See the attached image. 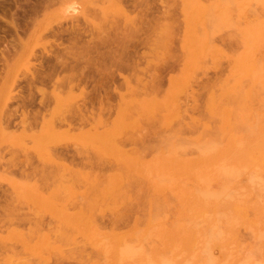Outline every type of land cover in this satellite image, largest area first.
I'll use <instances>...</instances> for the list:
<instances>
[{"label":"rangeland","instance_id":"374dc122","mask_svg":"<svg viewBox=\"0 0 264 264\" xmlns=\"http://www.w3.org/2000/svg\"><path fill=\"white\" fill-rule=\"evenodd\" d=\"M197 1L0 0V264H8V257L18 259L27 256L29 264H56L59 250H64L70 257H74L64 259L63 264H90L86 258L83 262L80 259L97 244V247L106 249L107 239L103 237L104 230L100 229L105 228L108 231L112 219H119L115 222L118 224V231H135L134 234H140L137 239L132 237L134 242L137 241L136 246L141 242L144 247L147 244L148 248L149 241L161 246L159 256L153 258L147 254L137 258L133 264H193L194 261V264H207L197 253L193 239L186 240L185 246L182 247L184 249L187 246L184 251L188 250L181 255L184 260H181L180 254L172 251L175 250L173 246H168L170 249L166 250V246L163 248L158 239L163 240V231L179 232L180 223L190 229L201 223L205 224L202 217H209V211L199 212L188 200L185 201V206L182 205L181 193L183 189L194 188L200 178L210 189H215L222 182L223 178L211 172L214 171V165L210 157V147H223L222 144L225 147H233V142L229 141L234 140H230L226 135L234 139L238 136L236 139L240 140L242 145L234 141L236 150L243 146L247 123L241 113H245L243 109L246 105H255L253 109L261 113L259 119H262H258L254 124L256 126L253 125L256 127L254 129L257 131V128L264 126V96L261 94H264V75L263 78L257 79L258 83L254 81L256 85L254 84L253 90L256 94L258 88V94L251 93L250 103L246 98H242V102L233 101V87L228 88L241 76L242 80L238 83L244 80L240 85H247L249 77L244 68L249 62L248 52L260 50L259 55L262 53L261 57L264 58V30L260 29L261 33L260 30L251 32L248 27L253 23H248L251 20L256 21L260 17L264 21V0ZM218 7L220 9H217ZM254 32L263 36L259 37ZM253 34L260 39L255 38ZM259 47L261 49H258ZM238 57L242 58V62L240 58V61L236 62ZM245 57L248 59H244ZM236 64H239V67L242 65L239 69L243 67L241 70L245 73L240 75L242 72L238 69L235 72V68H238ZM125 78L128 82H125ZM227 88L232 91V95L230 92L229 95L226 93ZM220 95H223L224 99ZM216 99L219 100L214 101ZM223 104L233 109V117L227 118L220 112L226 108L222 107ZM230 105L232 106L229 107ZM237 105L242 107L238 108ZM234 109L236 113H233ZM234 114L237 116L234 117ZM230 119L233 123H229ZM82 122L89 123L85 128L95 124L92 135L89 134L91 139L89 136L85 139L84 135H81L80 141H84L81 143L78 139L80 136H73L74 138L69 140L73 133L62 135V130L69 125ZM257 124L261 125L258 127ZM232 125L234 126L231 129ZM57 132L60 135H56ZM102 133L104 138L99 140V134L103 136ZM130 137H143V140H134L136 143H132ZM128 138L130 142H126ZM54 140H63L59 142L66 143L69 152L76 145H88L87 152L93 154L95 149L98 157H104H100L102 160L116 158L121 154L122 148L128 151L138 149L141 151H137L141 155L140 161L149 162L143 168V174L146 173L149 179L133 169L126 172L127 169L122 166L119 170L122 172L119 174L126 181L110 175L108 168L109 173L105 174L103 171L106 178L103 176L102 180L97 179L101 180L100 186L104 189L102 194L91 190L93 194L90 196L87 192L85 196L82 178H76L77 182L74 183L76 188L79 187L78 191H82V195L78 191L61 192L59 186L67 180L61 181V170L53 165L51 167V163H48L50 153L47 147ZM66 147H63L65 154L69 153ZM70 155L67 154L69 159ZM189 168H192V171ZM29 170H46L44 174L42 172L44 176L38 173L37 177L42 176L43 182L49 180L48 184L42 185L40 178L39 182L37 181L42 185L38 186L39 190L32 184L34 177L26 181L22 173ZM47 170H50L48 175L45 174ZM96 172L98 177L102 175L99 171ZM190 172L192 173L187 174L190 177H187L186 173ZM94 173L95 171L92 174ZM57 175L60 176L55 177ZM244 179L241 173L237 177L238 181L241 180L239 183H243ZM168 181H171V188L168 187ZM149 182H152L151 185ZM89 185L88 187L91 186ZM93 188L92 185L90 189ZM171 189L176 190L173 192ZM183 212L188 215L182 214ZM195 216L196 219H193ZM196 220H199L198 223ZM99 221L105 223L101 226ZM195 230H192L194 233L190 230V234L194 236ZM239 236L244 247L251 244L252 238L247 229L241 230ZM191 241L192 248H189L186 244ZM132 245L134 244L131 243L130 246ZM9 246L13 247L15 256L6 248ZM182 248H177L176 251ZM130 250L129 248V252Z\"/></svg>","mask_w":264,"mask_h":264},{"label":"bare ground","instance_id":"6f19581e","mask_svg":"<svg viewBox=\"0 0 264 264\" xmlns=\"http://www.w3.org/2000/svg\"><path fill=\"white\" fill-rule=\"evenodd\" d=\"M143 1V0H142ZM194 1V0H193ZM197 1V0H196ZM247 1V0H246ZM160 2V1H159ZM198 2V1H197ZM220 2V1H219ZM221 2H223V1H221ZM220 2V3H221ZM247 2H249V1H247ZM256 2V1H255ZM262 3H264V2H262ZM217 4V3H216ZM251 4V3H250ZM139 5V4H138ZM162 5V4H161ZM255 5V4H254ZM264 5V4H263ZM220 6V5H219ZM228 6V5H227ZM245 6V5H244ZM248 6V5H247ZM259 6V5H258ZM257 6V7H258ZM201 7V6H200ZM217 7V6H216ZM242 7V6H241ZM249 7V6H248ZM253 7V6H252ZM260 7H263V6H261L260 5ZM171 8V7H170ZM215 8V7H214ZM227 8V7H226ZM172 9V8H171ZM217 9H220L219 7L217 8ZM224 9V8H223ZM252 9V8H251ZM260 9V8H259ZM228 10V9H227ZM240 10V9H239ZM164 12V11H163ZM224 12H225V10H224ZM165 13V12H164ZM138 15V14H137ZM166 15V14H165ZM258 18V17H257ZM171 21V20H170ZM248 22V21H247ZM250 22H253V23H250ZM248 23H250V25H248V27H249V30H251V32H252V30H264V21H263V18H261L260 19V17L258 18V19H256V21H255V19L254 20H251V21H249ZM263 28V29H262ZM240 29H242V28H240ZM260 30V33L262 32ZM238 31H239V28H238ZM240 32V31H239ZM247 33V32H246ZM255 33V32H254ZM260 33L258 32V33H255V35L257 34L259 37H261V36H263V35H260ZM242 35V34H241ZM254 35V34H253ZM254 35V37L256 38H258V40L260 39L258 36H255ZM243 37L244 36H242V40H243ZM247 37V36H246ZM251 38V37H250ZM263 39V38H262ZM255 40V39H254ZM244 41V40H243ZM262 41H264V40H262ZM262 41H259V42H262ZM250 44V43H249ZM256 44V43H255ZM261 44V43H260ZM262 44H264L263 42H262ZM89 45V44H88ZM257 45H258V43H257ZM90 46H92V45H90ZM128 46V45H127ZM246 46V45H245ZM244 46V47H245ZM68 47H70V46H68ZM82 49V48H81ZM100 49V48H99ZM258 49H261V47H259ZM88 50V49H87ZM113 52V51H112ZM259 52H260V50H256V51H250V52H248V55L250 54V56H249V62H247V65L245 66V68H244V71L247 73V75H248V77H249V79H248V82H246L247 83V85L246 86H243V85H240V83H241V81H240V83H238V81L239 80H242L241 78L243 77V76H241V78L239 79L237 76H235V77H237L239 80L237 81V80H235V82H233L234 84L233 85H231L230 84V86L228 87L229 89L231 88V86L233 87V93H234V95H235V99L233 100V101H236V100H238L239 102L241 101V99L242 98H246L247 100L246 101H248L249 99H250V97H251V93L254 95L255 93H254V90H253V88H254V84H255V82L254 81H257V79H261V78H263L262 76L264 75V61H263V57H261L262 56V53H261V55H259ZM121 53V52H120ZM244 53H246V51L244 52ZM108 54V53H107ZM247 54V53H246ZM89 55V54H88ZM247 55V56H248ZM108 56V55H107ZM122 56V55H121ZM264 56V55H263ZM105 57V56H104ZM114 58V57H113ZM239 58L240 57H238V60L236 59V62L237 61H240L239 60ZM116 59H118L119 60V58H116ZM125 59V58H124ZM134 59V58H133ZM241 59V62H242V58H240ZM244 59H248V57L246 58H244ZM69 60V59H68ZM110 60V59H109ZM108 60V61H109ZM113 60V59H112ZM123 61V60H122ZM127 61V60H126ZM129 61V60H128ZM103 62V61H102ZM106 62V61H105ZM240 62V63H241ZM244 62V61H243ZM115 63H116V61H115ZM121 63V62H120ZM128 63V62H127ZM245 63V62H244ZM244 63H242V64H244ZM108 64V63H107ZM133 63H131L130 65L131 66H133L132 65ZM115 65H117V64H115ZM123 65V64H122ZM237 65V64H236ZM112 66H114V65H112ZM123 66H128L127 64L126 65H123ZM238 66V68H235V72H236V70L238 69V71L239 70H241V69H243V67L241 68V69H239L242 65H240V67H239V64L237 65ZM236 66V67H237ZM116 67H118V66H116ZM130 67V66H129ZM112 68V67H111ZM110 68V69H111ZM134 68V67H133ZM135 70V69H134ZM133 70V71H134ZM234 71H232V72H234ZM112 72V71H111ZM240 72H242V73H239L240 75L241 74H243V73H245V72H243V70H241ZM238 73V72H237ZM112 74V73H111ZM110 74V75H111ZM238 74V75H239ZM107 75V74H106ZM117 75V74H116ZM237 75V74H236ZM239 75V76H240ZM247 75H246V77H247ZM231 76V75H230ZM245 76V75H244ZM114 77V76H113ZM246 77H244V78H246ZM236 78V79H237ZM243 78V79H244ZM113 79V78H112ZM83 80V79H82ZM74 81V80H73ZM100 81H101V79H100ZM156 81H158V80H156ZM232 81H234L233 79H232ZM125 82H128L127 81V79L125 78ZM243 82H245L244 80H243ZM242 82V83H243ZM264 82V81H263ZM262 82V83H263ZM31 83V82H30ZM101 83V82H100ZM155 83V82H154ZM161 83V82H160ZM241 83V84H242ZM257 83H258V81H257ZM245 84V83H244ZM227 85H229V84H227ZM256 85V84H255ZM263 85V84H262ZM95 86V85H94ZM103 86V85H102ZM156 86H158V85H156ZM76 87V86H75ZM96 87V86H95ZM154 87V86H153ZM224 88H226V87H224ZM227 88V89H228ZM117 89V88H116ZM229 89H228V91L226 92V93H228V95H229ZM256 89V88H255ZM258 89V88H257ZM257 89H256V94H258L257 93ZM224 91V90H223ZM253 91V92H252ZM260 92H262V91H260ZM264 92V91H263ZM232 93V91L230 92V94ZM89 94V93H88ZM106 94H108V93H106ZM223 94V93H222ZM224 94H225V92H224ZM223 94V95H224ZM255 94V95H256ZM263 96H264V94L263 93H261ZM111 95V94H110ZM223 95H220L221 97H222V99H224L223 97ZM228 95H227V98H229L228 97ZM232 95V94H231ZM250 96V97H249ZM221 97H219V98H221ZM258 97V96H257ZM262 97V96H261ZM216 98H218L217 96H216ZM225 98H226V95H225ZM236 98H238V99H236ZM252 98H254L253 96H252ZM251 98V99H252ZM221 99V100H222ZM258 99V98H257ZM101 100V99H100ZM104 100V99H103ZM217 100H219V99H216V100H214V101H217ZM220 100V101H221ZM243 100V99H242ZM254 100V99H253ZM252 100V101H253ZM255 100H256V97H255ZM260 101H261V98L259 99ZM263 100V99H262ZM213 101V102H214ZM224 101V100H223ZM223 101H221V103L223 102ZM228 101H230L229 99H228ZM48 102V101H47ZM212 102V101H211ZM242 102V101H241ZM216 103V102H215ZM224 103H225V101H224ZM227 103V102H226ZM229 103V102H228ZM244 103H245V100H244ZM244 103H243V105H244ZM247 103V102H246ZM249 103H250V100H249ZM248 103V104H249ZM252 103V102H251ZM255 103V102H254ZM259 103V102H258ZM101 104V103H100ZM212 104V103H211ZM217 104V103H216ZM230 104V103H229ZM231 104H232V102H231ZM234 104H235V102H234ZM237 104H239V103H237ZM242 104V103H241ZM240 104V105H241ZM236 105V104H235ZM239 105V106H240ZM252 105V104H251ZM258 105V104H257ZM260 105H261V103H260ZM213 106V105H212ZM217 106H219L218 104H217ZM216 106V108L218 109L219 107H217ZM232 105H230L229 107H231ZM234 106V105H233ZM238 106V105H237ZM239 106H238V108H239ZM263 106V105H262ZM261 106V107H262ZM109 107V106H108ZM222 107H226V106H224V104L222 105ZM240 107H242V106H240ZM245 107V106H244ZM221 108V107H220ZM234 108V107H233ZM253 108H255V105H254V107H253V105H252V107L250 106V105H246V107H245V109H243V110H245V113L243 114V113H241L244 117H245V119H244V121L246 120V123H247V131H246V133H245V137H244V141L242 142L243 143V146H240V149H239V147H238V149L236 150V148H234V141H236V142H238L237 144L239 145V144H241V143H239L240 142V140L238 141L236 138L238 137H235V139H234V137L233 138H231L229 135H226V136H228L229 137V139L231 140V139H233L234 141H229L230 143H232L233 142V147H225V145L224 144H222L223 145V147L221 146V147H215L214 146V148L212 149V147H210L211 148V152H210V157L212 158V160H213V165H214V171H211V172H214V175H219V178H223V180H221L222 182L220 183V179H219V185L215 188V189H210L209 187H207V185H204V183L203 182H205V181H201L202 179L200 178V180H199V182L194 186V188H192V189H183V191H182V193H181V198L183 199H181L183 202H182V205H184L185 206V201L186 200H188V201H190L191 202V204L192 205H195V207L198 209V211L199 210H204L203 212H205L206 210L207 211H209V214H210V216L209 217H206L205 216V218H203L202 216V219H204V220H202L203 222H205V224H200L199 226H197L196 228L193 226V225H191V226H193L194 227V229H190L189 227H187L186 225H181V223H180V226L178 225V227H181V230L179 231V232H174V230H173V232L174 233H172V231L171 232H166V231H163L164 233L162 234L163 235V240L162 239H158V240H160V244L163 246V248H164V246H166L165 248H166V250L169 248L170 249V247H168V246H173V249L175 248V250H172V251H175V254H180V256L181 255H183V253L184 252H187V251H184L185 250V248L187 247H185L184 249L182 248V247H184L185 246V243H186V240H188V241H190V239H193V245L195 246V249H197L196 251H197V253L198 254H200V256H202L203 257V260L202 261H204L205 263H210V264H264V203H263V199H264V126L262 125V128L259 130L258 128H257V131L254 129V128H256V127H254V126H256V125H254L255 123H257V121H258V119H259V116H260V112H257V111H255V109H253ZM105 109L106 110H108V108H106L105 107ZM241 109L242 108H240L239 110V112H241ZM215 110V109H214ZM213 110V111H214ZM218 110H220V109H218ZM222 111H220L221 113H223V115L225 116V117H227V118H230L231 116H232V110L233 109H230V108H223V109H221ZM258 110V109H257ZM103 111V110H102ZM102 111H101V113H102ZM259 111H261L260 109H259ZM95 113V112H94ZM233 113H236V111H235V109H234V111H233ZM263 113H264V111H263ZM262 113V114H263ZM76 114V113H75ZM92 114V113H91ZM104 114H105V112H104ZM108 114V113H107ZM98 115V114H97ZM96 115V116H97ZM109 115V114H108ZM220 115V114H219ZM222 115V116H223ZM91 116V115H90ZM94 116V115H93ZM235 116H237V115H235L234 114V117ZM264 116V115H263ZM81 117V116H80ZM218 117V116H217ZM221 117V116H220ZM224 117V118H225ZM233 117V116H232ZM238 117H240V114L238 115ZM262 117V116H261ZM95 118V117H94ZM97 118V117H96ZM223 118V117H222ZM74 119V118H73ZM76 119V118H75ZM80 119V118H79ZM86 119V118H85ZM92 119V118H91ZM99 119V118H98ZM221 119V118H220ZM231 119H233V118H231ZM231 119H230V121H229V123H231L232 121H231ZM262 118H260L259 120H261ZM223 119H221V121H222ZM224 120H226L227 121V119L225 118ZM223 120V121H224ZM236 120V119H235ZM234 120V121H235ZM238 120H240V118L238 119ZM83 121V120H82ZM218 121H219V118H218ZM102 122V121H101ZM220 122V121H219ZM228 122V121H227ZM239 122V121H238ZM243 122V121H242ZM260 122V121H259ZM77 123V122H76ZM226 123V122H225ZM233 123V122H232ZM235 123V122H234ZM72 124V123H71ZM87 124H89V123H87ZM87 124H84L83 122H82V124H78V125H69L65 130H62V135H65V134H71V133H73V135H70L69 137V140L71 139V137L72 138H74L73 136H75V137H79L78 139H79V142H81V143H83L84 141H80V138H81V135L83 136L84 135V137H85V139H86V136H89V134H90V136L92 135V130L93 129H95L94 127H95V124L93 125V124H90L89 126H93L92 127V129H91V127H89V128H85V126L87 125ZM228 124V123H227ZM226 124V125H227ZM243 124H245V123H243ZM261 124H263V123H261ZM260 124V125H261ZM68 125V124H67ZM98 125V124H97ZM102 125V124H101ZM105 125V124H104ZM225 125V126H226ZM235 125H236V123H235ZM254 125V126H253ZM259 124H257V126H258ZM259 125V126H260ZM224 126V127H225ZM233 126L234 125H232V127H231V129L233 128ZM238 126V125H237ZM258 126V127H259ZM222 127V126H221ZM220 127V128H221ZM230 127H229V130H230ZM226 128H228V126L226 127ZM238 128V127H237ZM241 128V127H240ZM242 128H243V126H242ZM222 129H223V127H222ZM76 130V131H75ZM224 130V129H223ZM72 131H75V132H72ZM94 131V130H93ZM219 131H221L220 129H219ZM232 132H233V130H231ZM61 132V131H60ZM78 132V133H77ZM92 132V133H91ZM96 132H97V130H96ZM99 132V131H98ZM226 132V131H225ZM75 133H77V135L75 134ZM80 134V135H79ZM104 133H102V135H103ZM221 134V133H220ZM225 134H227V133H225ZM236 134H237V132H236ZM240 134H241V132H240ZM56 135H60V133L59 132H57V134ZM98 135V134H97ZM106 135V134H105ZM89 136V137H90ZM100 136V137H99ZM99 140H102L103 138H104V135L103 136H101L100 134H99ZM232 136H233V133H232ZM234 136H236V135H234ZM239 136H241V135H239ZM89 137H87L88 139H89ZM60 138V137H59ZM59 138H57V139H59ZM94 138V137H93ZM102 138V139H101ZM131 138V137H130ZM133 138H135V137H133ZM133 138H131V140H133L132 141V143H136L134 140H138V141H141V140H143L142 138H140V137H137L136 139H133ZM140 138V139H139ZM227 138V137H226ZM56 139V138H55ZM83 139V138H82ZM90 139H91V137H90ZM129 139V138H128ZM128 139H126V142L127 141H129L130 142V139L128 140ZM228 139V140H229ZM239 139H241V137L239 138ZM96 140V139H95ZM227 140V139H226ZM59 141H63V140H54V141H52V142H50L51 144L47 147V149H48V151H49V153H50V155H48V163H51V167H53L54 166V168L55 167H57V168H59L60 170H61V176H62V179H61V181L62 180H67V181H65L64 183H61L60 184V189H62V190H60L61 192H66V191H75V193H76V191H78V188L79 187H75V186H77L76 184H74L75 182H77V179L76 178H82V180L84 181V190H83V194L86 196V193H87V195H92L93 194V192L94 193H97V192H100V194H102V192L104 191V189H103V187L101 188V180L103 179L102 177L104 176L105 177V175H103V171H105V174H106V172L107 173H109V170H110V175H112V176H118L119 178H122L121 177V172H122V170H121V172H119V170L120 169H122L123 167L122 166H124L127 170H126V172L129 170H134L136 173L138 172V174H143L144 172V169L143 168H145V166L147 165V163H149L148 161H147V163L146 162H143V161H140V160H142V159H139L140 157H141V155H139V153L138 152H141L140 150H138V149H134L133 148V150L132 149H130V151H128L127 149L126 150H122V149H120L121 150V154L119 155V156H117L116 158L115 157H112L111 159H109L108 158V160H102V158H104V157H102V156H100V157H102V158H100V157H98V153H97V151L94 149L93 151H94V153H93V151H90V153L92 152L94 155H97L96 157L93 155V154H89V152H87L88 151V149L86 150V147L88 146H85L84 144H82V145H79V147H77V145L76 146H74V149H73V147H72V150H73V152H72V150H71V148L69 149V150H71L70 152L68 151V147H66L65 145H66V143H64V144H62L61 142H59ZM211 141V140H210ZM85 142H87L86 140H85ZM90 142V141H89ZM228 142V143H229ZM235 142V143H236ZM78 143V142H77ZM80 143V144H81ZM124 143H125V140H124ZM198 143V142H197ZM210 143V142H209ZM75 144V143H74ZM79 144V143H78ZM201 144V143H200ZM206 144V143H205ZM48 145V144H47ZM215 145V144H214ZM229 145V144H228ZM227 145V146H228ZM238 145H236V146H238ZM242 145V144H241ZM80 146H81V148H80ZM83 146H85V148L83 147ZM229 146H231V145H229ZM63 147H66V151H68L71 155H70V159L68 158V156H67V154L69 155V153H67V154H65L64 153V149H63ZM198 147H199V145H198ZM205 147H207V146H205ZM209 147V146H208ZM225 147V148H224ZM91 148V147H90ZM89 148V150H92V149H90ZM136 148V147H135ZM200 148H201V146H200ZM209 148V149H210ZM84 149V150H83ZM203 149H206V148H203ZM86 150V151H85ZM138 151V152H137ZM204 151H207V150H204ZM72 152V153H71ZM97 154H96V153ZM201 152H203V151H201ZM208 153V152H207ZM206 153V154H207ZM205 154V155H206ZM198 155V154H197ZM200 155H201V153H200ZM202 155H203V153H202ZM143 156V155H142ZM196 156V155H195ZM209 156V155H208ZM205 157H207V156H205ZM182 158V157H181ZM184 158V157H183ZM182 158V159H183ZM105 159H107V158H105ZM186 159V158H185ZM190 159V158H189ZM199 159H200V157H199ZM207 159H209V158H207ZM200 160H202V159H200ZM68 161V162H67ZM183 161H185V160H183ZM187 161V160H186ZM197 161V160H196ZM199 161V160H198ZM203 162H205L204 160H202ZM143 162V163H142ZM207 162V161H206ZM111 163H113L112 165H115L117 168V170L115 169V166H112L111 165ZM146 163V164H145ZM152 163V162H151ZM154 163V162H153ZM170 164H171V162H169ZM186 163H188V162H186ZM194 164H195V162H193ZM210 163V162H209ZM180 164V163H179ZM179 164H177L179 167H180V165ZM197 164H199L198 162H197ZM196 164V165H197ZM53 165V166H52ZM112 167H114V168H112ZM158 165V164H157ZM181 165H183V164H181ZM184 165H186V164H184ZM195 165V166H196ZM200 165V164H199ZM202 165V164H201ZM200 165V166H201ZM213 165L211 166V167H213ZM169 166V165H168ZM172 166V165H171ZM177 166V168L179 169V167ZM192 166V165H191ZM194 165H193V167H195ZM208 166H210V165H208ZM207 166V167H208ZM49 167V166H48ZM107 167V168H106ZM149 167V165L147 166V168ZM159 167H162V166H159ZM165 167H166V165H165ZM41 168H43V166L42 167H40V169ZM108 168H109V170H108ZM152 168V167H151ZM163 168V167H162ZM182 169L184 168L183 166L181 167ZM39 169V168H38ZM40 169H39V171H40ZM46 169V168H45ZM96 169V170H95ZM104 169V170H103ZM106 169V170H105ZM112 169V170H111ZM114 169H115V171H114ZM141 169V170H140ZM170 169H172V167L170 168ZM169 169V170H170ZM177 169V170H178ZM188 169V168H187ZM23 170V169H22ZM44 170V169H43ZM43 170H41V172H38L37 170L36 171H34V170H29V172H26V173H22L23 174V177H25V179H26V181H30L31 180V178L33 179V177H34V181L32 182V184L34 185V186H39L40 187V185H39V179L41 178V180L43 179L42 178V176H40L39 178L37 177V175H38V173H41V175H43L44 174V172L46 171H44L43 172ZM92 170H93V172L95 171V173L94 174H96V175H94V174H92L93 172H92ZM189 170H190V168H189ZM205 170V169H204ZM212 170V169H211ZM50 171V170H49ZM48 170H47V172L45 173V174H49L50 172H49ZM96 171H99L100 173H102V175H100L99 177H98V172H96ZM125 171V170H124ZM139 171H140V173H139ZM142 171V172H141ZM183 171V170H182ZM185 171H186V169H185ZM184 171V172H185ZM190 171H192V168H191V170ZM197 171V170H196ZM195 171V172H196ZM207 171V170H206ZM210 171V170H209ZM42 172H43V174H42ZM180 172V171H179ZM184 172H182L183 174H184ZM194 172V171H193ZM205 172V171H204ZM210 172V173H211ZM53 173V172H52ZM120 173V174H119ZM169 173H170V171H169ZM174 173V172H173ZM192 172H190V173H186V175L188 174H191ZM209 172H207V174H208ZM242 174V175H244V177H245V179H244V182L242 183H239L240 181H238L237 180V177H238V175L239 174ZM47 174V175H48ZM55 175H56V172L54 173ZM146 174V173H145ZM145 174H143L144 176H146L147 177V179H149L148 177L149 176H147V174L145 175ZM66 175V176H65ZM167 175V174H166ZM187 175V177H190V176H188ZM194 175V174H193ZM206 175V174H205ZM223 177H222V176ZM39 176V175H38ZM44 176V175H43ZM58 176H60V175H57V176H55V177H58ZM70 176V177H69ZM94 176V177H93ZM107 176H109V175H107ZM112 176H110V177H112ZM172 176H174V175H172ZM182 176V175H181ZM202 176V175H201ZM209 176H211V175H209ZM67 177V179H65ZM69 177V178H68ZM163 177V176H162ZM165 177V176H164ZM200 177V176H199ZM203 177V176H202ZM212 177H214V176H212ZM218 177V176H217ZM243 177V176H242ZM35 178H38V179H35ZM61 177H59V179H60ZM70 178H72V179H70ZM93 178V179H92ZM106 178V177H105ZM172 178V177H171ZM24 179V180H25ZM49 179V178H48ZM58 179V178H57ZM97 179H101L100 181H99V183L100 184H98V181H97ZM123 179V178H122ZM167 179V178H166ZM180 179V178H179ZM184 179V178H183ZM215 179H216V177H215ZM40 180V181H41ZM51 180V179H50ZM76 180V181H75ZM81 180V179H80ZM123 180H126L125 178L123 179ZM122 180V181H123ZM151 181H154V180H152V179H150ZM149 180V181H150ZM168 180H170V179H168ZM173 180V179H172ZM189 180V179H188ZM206 180L207 181H209L208 180V178H206ZM218 180V179H217ZM38 181V182H37ZM45 181H47V178L45 179ZM49 181V180H48ZM47 181V182H48ZM121 181V180H120ZM120 181H118V183H120ZM127 181V180H126ZM130 181V180H129ZM243 181V180H242ZM42 182H43V180H42ZM47 182H43V184L42 185H44V183H46V185L48 184ZM125 182V181H124ZM169 182V181H168ZM171 182V181H170ZM169 182V183H170ZM211 182V181H210ZM26 183V182H25ZM38 183V184H37ZM41 183V182H40ZM56 183H59V182H56ZM78 183H80V181L78 182ZM83 183V182H82ZM122 183V182H121ZM120 183V184H121ZM151 183L152 182H149V184L151 185ZM154 183H156V182H154ZM179 183V182H178ZM217 183V182H216ZM28 184V183H27ZM31 184V183H30ZM88 184H90L89 186L90 187H88ZM98 184V185H97ZM123 184V183H122ZM121 184V185H122ZM125 184V183H124ZM127 184V183H126ZM129 184V183H128ZM164 184V183H163ZM185 184V183H184ZM187 184V183H186ZM185 184V185H186ZM209 184V183H208ZM29 185V184H28ZM41 185V186H42ZM75 185V186H74ZM86 185H87V188H86ZM92 185H93V187L95 188H93V189H90V188H92ZM99 186V187H97V186ZM119 185V184H118ZM117 185V186H118ZM121 185H120V188H121ZM153 185L154 184H152V186H151V188H153ZM158 186H159V184H157ZM166 185V184H165ZM178 185H180V184H178ZM32 186V185H31ZM30 186V187H31ZM79 186V185H78ZM83 186V185H82ZM129 186V185H128ZM163 186V185H162ZM172 187V184L170 183L169 184V188H171ZM173 186L175 187V183L173 184ZM38 187V189L40 190V188ZM58 187V188H59ZM81 187V186H80ZM165 187V186H164ZM33 188V187H32ZM88 189V190H86V189ZM162 188V187H161ZM166 188V187H165ZM168 188V189H169ZM181 188H182V186H181ZM213 188V187H212ZM124 190H125V188H123ZM156 189V188H155ZM174 189V188H173ZM65 190V191H64ZM80 190V189H79ZM86 190V191H85ZM90 190V191H89ZM91 190H93V192L91 191ZM98 190V191H97ZM127 190V189H126ZM161 190V189H160ZM159 190V191H160ZM163 190H164V188H163ZM176 190V189H175ZM174 190V191H175ZM171 191H173L172 189H171ZM170 191V192H171ZM173 191V192H174ZM179 191H181V190H179ZM91 192V193H90ZM67 193V192H66ZM78 193L79 194H81L82 195V191H78ZM160 193V192H159ZM174 194V193H173ZM175 195V194H174ZM251 195L253 196V197H251ZM90 198V197H89ZM177 198H178V196H177ZM179 199V198H178ZM187 201V203H189ZM180 206H181V204H180ZM188 206V205H187ZM167 207V206H166ZM193 207V206H192ZM178 209H179V207H178ZM181 210L183 211L184 209L183 208H181ZM194 210H196L195 208H194ZM194 210H190V211H194ZM180 211V210H179ZM181 211V212H182ZM185 212V211H184ZM182 213V214H185V213ZM200 212V211H199ZM186 213H187V211H186ZM192 213V212H191ZM202 213V212H201ZM200 213V214H201ZM186 216L188 215V214H185ZM195 215V214H194ZM121 216V215H120ZM191 216H193V214L191 215ZM190 216H188V218H189ZM113 218V217H112ZM197 218H198V215H197ZM186 219V218H185ZM193 219H196V216L195 217H193ZM37 220V219H36ZM117 220H119V219H117ZM117 220H114L113 221V219L110 221L111 222V227H110V225L108 224V222H107V224L109 225V227H110V229L107 231L105 228L103 229H100V230H104V232H102V234H103V237H105L104 239H107V242L105 241V243H107L106 245H105V247H106V249L104 250V249H102L101 247H97V246H99L97 243V245L96 246H92L93 247V249L90 251V252H86V250H85V252H86V254L84 253H82L83 255V257H82V259H80V261H84L83 259H87L88 261H89V263L90 264H133L134 263V261L137 259V258H139V257H144V256H146L147 254L150 256H152L153 258L154 257H157V256H159L160 255V253H161V249H160V247L158 246V244L157 243H153V241H149L150 243L148 244V248L150 249V251H149V249L148 248H146L147 247V244H146V247H144L143 246V244L141 243V242H139L138 243V245L136 246L135 245V242H137V241H135L134 242V238L135 239H137L136 237H139V235L140 234H134V232L135 231H132V232H130V231H126V232H120V231H118L117 229H118V224L116 225V223H117ZM190 220H192V219H190ZM200 221H201V219H199ZM198 220V221H199ZM19 221V220H18ZM21 221H23V220H21ZM64 221V220H63ZM62 221V222H63ZM120 221L122 222V220L120 219ZM186 221L187 220H185V223H186ZM197 221V220H196ZM198 221H197V223H198ZM10 222V221H9ZM43 222V221H42ZM61 222V221H60ZM64 222H69V221H64ZM72 222V221H71ZM102 222V221H101ZM100 221H99V223L101 224V226H102V224H104L103 222L101 223ZM116 222V223H115ZM181 222H182V219H181ZM189 222H191V221H189ZM3 223V222H2ZM6 223V222H5ZM40 224H41V222H39ZM184 223V224H185ZM194 223H195V221H194ZM193 223V224H194ZM36 224H38V222L36 223ZM35 224V225H36ZM178 224V223H177ZM188 225H190V224H188ZM38 226V228H39V225H37ZM105 226V225H104ZM103 226V227H104ZM151 226V225H150ZM157 226V225H156ZM163 226V225H162ZM176 226V225H175ZM18 227V226H17ZM108 227V226H107ZM135 227V226H134ZM133 227V228H134ZM177 227V228H178ZM242 229H241V228ZM37 228V229H38ZM58 228V227H57ZM101 228V227H100ZM151 228V227H150ZM167 228V227H166ZM153 229V228H152ZM174 229H175V227H174ZM179 229V228H178ZM196 229V230H195ZM239 229H241V230H248V232H249V234H250V236H251V238H252V241H251V244L248 246V247H244V245L242 244V242H241V240H240V236H239V232H241V230H239ZM13 230V229H12ZM31 229L29 228V231H30ZM48 231H49V229H47ZM133 230V229H132ZM136 230V229H135ZM166 230V229H165ZM171 230V229H170ZM191 230V233H194L193 231L195 230V235L193 236V235H191L190 234V231ZM193 230V231H192ZM51 231V230H50ZM49 231V232H50ZM150 231V230H149ZM156 231V230H155ZM159 231V230H158ZM32 232V231H31ZM30 233V232H29ZM138 233H139V231H138ZM47 234V233H46ZM99 234H101V232L99 233ZM101 234V235H102ZM157 234V233H156ZM138 235V236H137ZM241 235V234H240ZM134 236V238L132 239V237ZM142 236V235H141ZM102 237V238H103ZM103 239V240H104ZM129 240H131V241H129ZM132 240H133V242H132ZM150 240V239H149ZM179 242V243H177V242ZM156 242V241H155ZM27 243V242H26ZM103 243H104V241H103ZM130 243V244H129ZM131 243L132 244H134V245H132V246H130L131 245ZM95 244V243H94ZM93 244V245H94ZM100 245H101V242L99 243ZM159 244V245H160ZM192 241H191V243L189 242V244L187 243L186 245H188V247L189 248H192ZM5 245V244H4ZM191 247H190V246ZM7 246V245H6ZM136 246V247H135ZM178 246V247H177ZM1 247V246H0ZM5 247V246H4ZM81 247V246H80ZM102 247H103V245H102ZM104 247V248H105ZM132 247H134V248H132ZM159 247V248H158ZM7 249H10L11 250V252H12V254H14V250H13V247L12 246H9V247H6ZM26 248V247H25ZM78 248V247H77ZM100 250H99V249ZM129 248L131 249L130 251L132 252H129ZM146 248V249H145ZM177 248H182L181 250L179 249V250H177L176 251V249ZM79 249V248H78ZM132 249H133V251H132ZM160 249V250H159ZM195 249H193V250H195ZM1 250H2V248H1ZM4 250V249H3ZM13 250V251H12ZM94 250H97L98 252H96V251H94ZM165 250V251H166ZM189 250H191V249H189ZM5 251V250H4ZM61 250H59V255H58V259H57V263L56 264H63L62 263V261L65 259V260H67V259H70V258H74L73 256L72 257H70L71 255L70 254H68V253H65V251L63 252V251H61ZM83 251H84V249H83ZM99 251H101L102 253L100 254L99 253ZM6 252V251H5ZM17 252V251H16ZM57 252V251H56ZM56 252H55V254H56ZM67 252V251H66ZM146 252H148V253H146ZM167 252V251H166ZM190 252V251H189ZM188 252V253H189ZM18 253V252H17ZM16 253V254H17ZM33 253H34V251H33ZM36 253V252H35ZM34 253V254H35ZM78 253H79V250H78ZM77 253V254H78ZM174 253V252H173ZM191 253V252H190ZM5 254V253H4ZM11 254V253H10ZM12 254H11V256H12ZM39 254V253H38ZM37 254V255H38ZM80 254V253H79ZM163 254V253H162ZM164 254H166L165 252H164ZM195 254V253H194ZM7 255H8V253H7ZM70 255V256H69ZM99 255H102V256H99ZM187 255V254H186ZM191 255V254H190ZM6 256V255H5ZM10 256V255H9ZM14 256H15V254H14ZM40 256V255H39ZM184 256H185V254H184ZM199 256V255H198ZM28 257V256H27ZM18 258V259H13V257L12 258H7V263L8 264H29V262H28V260H29V258ZM32 257V256H31ZM36 257H38V256H36ZM41 257V256H40ZM40 257H38V259H42V258H40ZM196 257H197V255H196ZM43 258H45V257H43ZM100 258V259H99ZM170 258H172V257H170ZM181 258H182V256H181ZM77 259V258H76ZM195 259V258H194ZM43 260V259H42ZM49 260V259H48ZM147 260V259H146ZM157 260H159V258L157 259ZM180 260V259H179ZM181 260H184V258H182ZM189 260V259H188ZM193 260V259H192ZM196 260V259H195ZM3 261H4V259H3ZM166 261V260H165ZM168 261V260H167ZM79 262V261H78ZM159 262V261H158ZM158 262H156V263H158ZM35 263V262H34ZM43 263V262H42ZM80 263V262H79ZM138 263V262H137ZM141 263V262H140ZM178 263V262H177ZM180 263V262H179ZM181 263H182V261H181ZM188 263V262H187ZM195 263V261L193 262V264ZM5 264V263H4ZM45 264V263H44ZM46 264H48V263H46ZM82 264H86V263H82ZM145 264V263H144ZM146 264H148V263H146ZM159 264V263H158ZM160 264H162V263H160ZM166 264V263H165ZM168 264V263H167ZM171 264V263H170ZM183 264V263H182ZM186 264V263H185Z\"/></svg>","mask_w":264,"mask_h":264}]
</instances>
